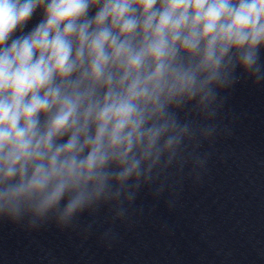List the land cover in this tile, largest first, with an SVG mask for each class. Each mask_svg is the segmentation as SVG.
Wrapping results in <instances>:
<instances>
[{
  "label": "clouds",
  "instance_id": "1",
  "mask_svg": "<svg viewBox=\"0 0 264 264\" xmlns=\"http://www.w3.org/2000/svg\"><path fill=\"white\" fill-rule=\"evenodd\" d=\"M261 49L264 0H0V214L134 201L238 70L264 80Z\"/></svg>",
  "mask_w": 264,
  "mask_h": 264
}]
</instances>
